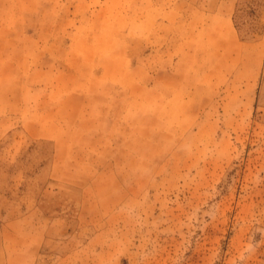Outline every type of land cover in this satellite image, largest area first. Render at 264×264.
<instances>
[{
  "label": "rangeland",
  "instance_id": "374dc122",
  "mask_svg": "<svg viewBox=\"0 0 264 264\" xmlns=\"http://www.w3.org/2000/svg\"><path fill=\"white\" fill-rule=\"evenodd\" d=\"M176 22L0 0V264H264V2L228 50L177 51Z\"/></svg>",
  "mask_w": 264,
  "mask_h": 264
},
{
  "label": "crops",
  "instance_id": "0c3cea01",
  "mask_svg": "<svg viewBox=\"0 0 264 264\" xmlns=\"http://www.w3.org/2000/svg\"><path fill=\"white\" fill-rule=\"evenodd\" d=\"M164 3L169 13L170 25H173V27L175 26V19L177 21L176 25H180L182 19L189 18L191 20L188 28H183L179 32L174 30L169 33L160 32L163 37V43L169 40V36H179L177 43H175L177 51L195 50L194 47L186 48V46H195L196 40L207 44L206 51L228 50L239 43L237 30L234 25L237 0H164ZM194 21L197 24H193ZM184 24H186L185 21ZM1 102L3 103L0 107V132L6 125V119L2 116L3 107L5 106L6 109L11 110L8 105V102H10L9 98L1 96ZM31 216L28 217L30 219L26 217L25 222H29V225L33 227ZM20 222H17V224L20 225Z\"/></svg>",
  "mask_w": 264,
  "mask_h": 264
},
{
  "label": "trees",
  "instance_id": "16d2710c",
  "mask_svg": "<svg viewBox=\"0 0 264 264\" xmlns=\"http://www.w3.org/2000/svg\"><path fill=\"white\" fill-rule=\"evenodd\" d=\"M234 23H235V22H234ZM234 25H235V27H237L236 23H235Z\"/></svg>",
  "mask_w": 264,
  "mask_h": 264
}]
</instances>
